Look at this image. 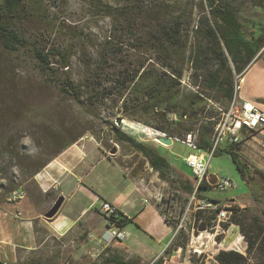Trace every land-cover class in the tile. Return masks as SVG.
Returning <instances> with one entry per match:
<instances>
[{"label": "rangeland", "instance_id": "374dc122", "mask_svg": "<svg viewBox=\"0 0 264 264\" xmlns=\"http://www.w3.org/2000/svg\"><path fill=\"white\" fill-rule=\"evenodd\" d=\"M92 1L97 0H22L23 16L14 17L10 24L26 36L30 44L45 45V49L50 45H58L59 48L66 50L69 56L67 67L61 69L59 61L54 63V66L59 68V78H62L66 72L75 82H79L87 75L88 68L93 65L99 43L110 21L107 17L94 12L89 5ZM101 1L107 4L120 2V0ZM165 1L173 3L174 10L186 4L192 10L191 25L196 24V18L200 14V0ZM229 1L236 8L237 18L243 29L254 32L255 29H264V10L256 3L250 0ZM29 49L31 47L7 51L0 43V208L7 203L15 206L20 200L29 197L36 208L37 220H46L42 215L55 201L57 194L53 193V190L41 193L34 183L35 175L49 162L35 174H33L34 168L47 160H53L59 154L55 152L64 150L63 144H69L76 138L69 146L78 143L87 147H97L119 166L109 167L106 160L96 163L91 175L94 178L91 184L95 191L101 195L115 193L125 188V185H129L128 177H130L137 183L146 184L145 192L149 203L157 207L163 215L171 213L177 216L182 212L192 191L187 188L194 187L192 171L184 159L194 151L174 140L170 146L156 142L159 135L153 132L151 119L141 110L132 114L129 119L121 113L111 114L110 107L98 105L91 107L81 99H74L61 93L57 81L53 79L55 77L40 71L38 61ZM143 58L144 55L140 52H135L130 57L134 62ZM115 60L120 61L121 57ZM253 62L264 64V45ZM191 72L187 67L180 80V89L183 93L181 97L197 94L200 90L197 87L200 81L193 80ZM233 77L235 89L242 76L233 73ZM207 94H200L202 99L192 107L194 114L192 123L188 125H193L195 122L197 125L200 120L204 121V118L209 117L216 123L219 119L217 108L226 109L228 106L220 101V94L213 91H207ZM117 118L121 119L119 125L116 124ZM113 128L125 132L149 150L156 149V152L173 167L170 166L169 171L161 175L151 167L141 152L127 142L116 139ZM114 146L115 153L109 154ZM234 152L241 164L243 178L234 168L230 155L222 151L209 160L208 172L211 176L229 179L236 187L226 191L212 188L206 192V195L219 199L222 203L232 200L233 206L241 210L236 215L237 221L242 218L249 223L255 218V221L264 224V131L252 135L246 134ZM205 160H208L207 156ZM148 210L149 208L146 214ZM97 211L100 213L99 209ZM12 215L19 216V213L15 211ZM198 215L200 214H196L195 218ZM2 218L1 215L0 231ZM170 226L172 227L171 224ZM221 226L224 232L215 237L217 243H223L222 246L217 247L218 249L214 248L216 245L211 237H208V247L203 248L204 251L201 249L204 253H194L196 255L189 257L188 236L182 232L174 238L172 234L169 247L158 257L162 261L169 260L173 250L176 259L175 263L171 264H184L185 260H187L185 264H217L214 260L217 252L227 251L235 237H242L239 242L240 250L236 252L247 256V264H264V255L261 252L255 250L247 254V243L240 226L234 222L228 225L224 223ZM136 228V225L128 224L125 229L140 232ZM7 236L5 238L9 239L10 236ZM44 236L42 231L37 230V244L44 239ZM46 238L47 244L42 241L34 251L17 252L14 263H10L14 260L12 254H0V261L6 264H31L33 261H36L35 264H63L68 254L74 253V247L77 245L76 241L65 244L60 240L50 241V237L46 236ZM125 239L126 237L121 240ZM110 240L116 239L110 238ZM120 247V255L130 258L127 249ZM119 248L107 247L106 252ZM87 256L88 258L85 255L84 260L86 264H95L97 258L103 259L101 255ZM68 261H70L68 264H77L73 258Z\"/></svg>", "mask_w": 264, "mask_h": 264}, {"label": "trees", "instance_id": "16d2710c", "mask_svg": "<svg viewBox=\"0 0 264 264\" xmlns=\"http://www.w3.org/2000/svg\"><path fill=\"white\" fill-rule=\"evenodd\" d=\"M250 1L264 10V0ZM89 5L95 13L110 21L99 43L96 59L82 81L75 82L66 72L59 78V68H55L54 63L59 61L61 69L67 67L69 56L66 50L58 45L45 49V45L30 44L26 36L11 26L14 17L23 16L22 0H0L1 46L7 51L31 47L29 50L38 61L40 71L55 77L53 79L65 95L81 99L91 107H110L111 114L121 113L129 119L141 110L151 119V127L168 137L181 138L188 132L197 131V147L202 151L210 150L215 122L209 117L197 125L196 122L188 125L192 123V107L202 99L200 94H209L207 91L220 94L219 99H232L235 91L233 73L242 76L255 60L264 45V29H255V32L243 29L237 10L229 0H200V14L194 26L191 25L192 10L186 4L178 10L165 0H120L113 4L97 0ZM135 52H140L144 58L132 61L130 57ZM117 57L121 60H115ZM187 67L192 71L191 78L200 81L197 86L200 94L181 97L180 80ZM257 102L264 105V99ZM114 109L116 111L113 112ZM200 110L203 111L202 108ZM169 114H174L177 120H170ZM113 131L116 139L141 152L154 170L161 175L169 171L170 164L156 149H147L119 129L113 128ZM75 140L63 144L62 149ZM239 145H225L214 155L222 151L228 153L234 168L243 178L241 164L234 152ZM48 162L50 160L34 168L33 174ZM198 188L201 191L210 187L204 182ZM187 189L191 191L192 187ZM232 210L226 224L234 222L240 226L246 239L247 254L256 250L264 255V224L255 218L249 223L242 218L237 221L236 215L241 210L236 206ZM115 215L119 227H124L129 221L118 209ZM200 218L202 216L198 215L196 221ZM167 224L170 225L169 222ZM214 260L217 264H247V256L234 250L218 251ZM0 264L6 263L0 261ZM100 264L131 262L113 252L104 256Z\"/></svg>", "mask_w": 264, "mask_h": 264}, {"label": "crops", "instance_id": "0c3cea01", "mask_svg": "<svg viewBox=\"0 0 264 264\" xmlns=\"http://www.w3.org/2000/svg\"><path fill=\"white\" fill-rule=\"evenodd\" d=\"M236 94L242 100L257 101L264 99V64L252 62L249 65L242 74ZM220 101L224 104L230 102L222 98ZM102 160L108 161L109 167L111 165L119 167L107 158L99 148L87 147L77 143L64 149L40 170L34 177L35 185L41 193L53 190L57 196H63L61 208L54 218L37 220L36 208L29 197L20 200L15 206L8 203L3 205L0 208V216H3L0 231V254H12L14 260L10 263H14L17 252L22 250L34 251L42 241L46 245L47 236L51 238L50 241L55 239L65 244L77 242L74 253L68 254L63 264H68L70 258H73L77 264H86L84 260L88 258L87 255L89 254L91 257H99L100 255L104 257L110 256L116 251L115 253L121 256L120 246L127 249L126 251L130 255V258L121 257L131 264L175 263V251L173 252V250L169 255V260L163 259L162 261L158 257L164 254L163 251L169 247L173 231L159 209L149 203L145 192L147 190L146 184L137 183L128 177L129 185H125V188L115 193L101 195L93 189L91 183L94 182V178L91 175L96 163ZM142 195L145 196L142 198ZM101 200L111 202L129 219L123 227L127 233L125 240H110L108 237L106 220L97 211ZM145 200L148 203H145ZM15 211L19 213V216L12 215V212ZM128 224L136 225L137 231L140 232L126 230ZM37 230L42 231L45 235L38 244ZM5 236L9 239H6ZM107 247L120 248L106 252ZM205 247H208V244ZM104 252L105 254H103ZM193 255L196 254L188 256L192 257ZM91 261L93 262V259ZM100 263L101 260L97 258L95 264ZM185 263L187 260L184 261Z\"/></svg>", "mask_w": 264, "mask_h": 264}, {"label": "built area", "instance_id": "2783aa9c", "mask_svg": "<svg viewBox=\"0 0 264 264\" xmlns=\"http://www.w3.org/2000/svg\"><path fill=\"white\" fill-rule=\"evenodd\" d=\"M235 88L232 99L226 109L217 108L219 119L213 126L211 135V148L208 151H202L197 147V131L186 133L183 137H170L171 141H177L187 145L194 153H190L185 157L186 165L191 169L194 178V187L188 195L187 203L177 216L171 213L163 215V218L172 225L173 238L184 232L188 236L187 254H200L201 249L206 248L208 237L218 249L223 245L222 242H216L215 237L224 232L222 224L228 223L233 212V201L226 203L213 198H209L206 192L214 188L217 191H226L236 186L227 178L217 177L214 183H209L211 174L208 172V162L214 156L215 151L225 145L241 144L246 134L252 135L255 132L264 131V106L257 101L242 100L237 94ZM169 119L176 121L174 114H169ZM153 132L159 136L168 137L165 133L153 129ZM207 156V161L205 160ZM193 180V179H192ZM206 182L207 190H199L200 183ZM217 200V201H215ZM145 203H148L145 200ZM100 213L106 220V233L110 238L121 240L127 236L123 227L117 225V216L115 215L116 207L109 201L101 200L99 207ZM200 214L202 218L196 221L195 215ZM115 218V219H114ZM207 221H203V219ZM204 222L205 230L193 235L198 225ZM232 224V223H230ZM237 227V226H236ZM242 237H235L231 242L232 246L227 250L239 251V242ZM213 244V245H214Z\"/></svg>", "mask_w": 264, "mask_h": 264}, {"label": "water", "instance_id": "95a60500", "mask_svg": "<svg viewBox=\"0 0 264 264\" xmlns=\"http://www.w3.org/2000/svg\"><path fill=\"white\" fill-rule=\"evenodd\" d=\"M121 123V119L117 118L116 119V124L119 125ZM156 142L166 145V146H170L172 141L170 137H164V136H157L156 138ZM116 151L115 146L109 151V154H114ZM216 179L215 175H212L211 178L208 180L209 183H214ZM63 196L59 195L57 196V198L55 199V201L52 203V205L49 207V209L42 215L43 218H45L46 220H50L52 218H54L59 209L61 208V205L63 203ZM205 230V223L201 222L198 227L196 228L195 232L193 233L194 236L197 235V233L202 232Z\"/></svg>", "mask_w": 264, "mask_h": 264}, {"label": "bare ground", "instance_id": "6f19581e", "mask_svg": "<svg viewBox=\"0 0 264 264\" xmlns=\"http://www.w3.org/2000/svg\"><path fill=\"white\" fill-rule=\"evenodd\" d=\"M133 128V127H132ZM146 133V132H145ZM157 135V134H156Z\"/></svg>", "mask_w": 264, "mask_h": 264}]
</instances>
